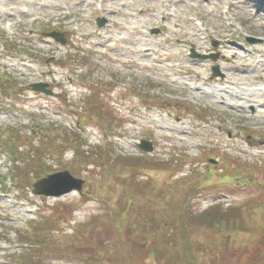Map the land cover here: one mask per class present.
<instances>
[{"label":"rangeland","instance_id":"1","mask_svg":"<svg viewBox=\"0 0 264 264\" xmlns=\"http://www.w3.org/2000/svg\"><path fill=\"white\" fill-rule=\"evenodd\" d=\"M102 17L107 23L100 27ZM51 31L66 43L49 37ZM226 34L232 42H224ZM192 48L224 53L217 63L226 77L211 78L212 59L190 58ZM1 78L10 83L7 91L0 83L1 176L12 164L5 139L15 130L28 135L23 161L27 150L35 155L41 147L40 167L79 168L87 182L83 193L60 197L26 196L28 186L0 184V264H22L17 231L31 232L39 213L61 223L50 249H67L76 235H86L74 253L93 260L96 242L119 232L109 227L110 213L116 216L110 208L131 198L132 218L147 212L157 221L172 203L188 200L199 211L239 203L242 224L262 232L238 235L247 243L242 235H263L264 0H0ZM36 81L49 82L55 94L35 92ZM141 139L154 144L144 168L125 162L143 155ZM75 148L101 151L102 159L80 163ZM190 233L204 246L215 237L204 225ZM129 234L144 247L137 241L142 232L132 227ZM28 251L44 264L108 258L90 263L74 253ZM224 254L207 261L226 264L230 254Z\"/></svg>","mask_w":264,"mask_h":264},{"label":"trees","instance_id":"2","mask_svg":"<svg viewBox=\"0 0 264 264\" xmlns=\"http://www.w3.org/2000/svg\"><path fill=\"white\" fill-rule=\"evenodd\" d=\"M10 140L7 141L9 149L15 154L13 159L14 167L12 180L15 186L22 188L28 186L29 190L35 179H38L50 171L44 167H40L41 157L39 151L41 147H35V155L29 154L28 159L31 164L29 165L30 171H23V159L21 157L24 151L19 149L26 145L24 139H27L25 133L23 134H11ZM57 146L55 147V149ZM20 151V152H19ZM83 151L76 149L77 160L81 162L88 161V164H93L102 159L101 151L91 154L87 157L82 153ZM88 152V151H87ZM24 153V159L26 158ZM128 165L134 167L144 168L146 164L151 163L145 156L139 157H126ZM74 174L80 176L79 168L72 170ZM143 187L138 183L137 189L142 193ZM18 188V187H17ZM18 188V189H19ZM22 190V189H20ZM154 192L160 193L158 189H153ZM24 194H27L26 190H22ZM136 205L135 199L119 200L115 204V214L110 213L111 225L110 228L116 229L119 226L118 235H111L105 240H98L95 245V252L93 260L88 258L84 252L74 253L77 248L84 247V241L86 235H76L74 246L69 245L67 249L63 247H55L50 249V241L52 237H55L53 231L56 227H60V222H56L53 216L43 215L39 213L38 219L34 222V228L29 230H18V242L21 245L19 250L25 253V258H18L17 260H23L22 264H44L43 258L37 259V256H31L28 253L30 251H38L37 254L42 255L44 253L51 252L53 254H68L74 253V256H80L91 262H94V258L104 257L105 253L108 255L107 262L103 264H209L207 259L218 260L219 255L223 256L224 253H229V259L226 264H264V231L263 235H242L246 236L249 243L242 240L240 233L241 230L256 233L262 232L258 226L245 227L241 221L242 208L229 206L224 208V204H218L202 211L189 209L190 204L183 202L182 204H171L162 217L156 220L157 216L153 214H146L142 220L140 217L132 218L130 210ZM264 207V206H263ZM261 207V209L263 208ZM227 211V212H223ZM168 220L163 221L168 217ZM93 221L91 223H94ZM210 226L214 228L215 237L208 246H204L198 243L191 235V231L198 227ZM132 227L136 231L142 232L144 235L139 240H142L143 246L133 244L131 241V235L129 230ZM264 227V224H263ZM264 230V228H262ZM47 231L46 233H43ZM86 234V232L84 231ZM83 233V234H84ZM164 233L163 235H159ZM27 235H30L29 237ZM239 236V237H238ZM235 241L239 243L236 244ZM152 242V244H151ZM123 247L122 253L120 249ZM23 248V249H22ZM38 248V249H36ZM115 248L119 251L115 252ZM220 252V253H218ZM15 260V259H14ZM13 260V261H14ZM231 261V262H229ZM83 262V261H82Z\"/></svg>","mask_w":264,"mask_h":264},{"label":"water","instance_id":"3","mask_svg":"<svg viewBox=\"0 0 264 264\" xmlns=\"http://www.w3.org/2000/svg\"><path fill=\"white\" fill-rule=\"evenodd\" d=\"M101 25L105 23V20L100 21ZM52 36L56 37L58 40L64 42V39L58 33H51ZM254 41V39H250ZM194 55V54H193ZM196 56V55H194ZM213 57V56H212ZM214 74H220L217 67H214ZM34 89L45 91L48 94H52L51 90L46 89L47 84L37 83L34 86ZM139 147L145 150L152 151L153 144L146 140H142L139 144ZM85 180L82 178L75 177L70 171H61L48 175L35 183V194H43L46 196H55L59 197L64 194L70 193L73 190L81 191Z\"/></svg>","mask_w":264,"mask_h":264}]
</instances>
